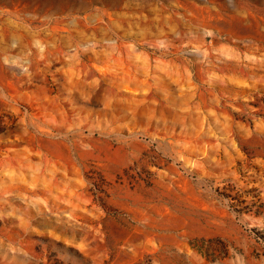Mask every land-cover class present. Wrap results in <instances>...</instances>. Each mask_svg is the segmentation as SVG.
<instances>
[{
    "label": "rangeland",
    "instance_id": "1",
    "mask_svg": "<svg viewBox=\"0 0 264 264\" xmlns=\"http://www.w3.org/2000/svg\"><path fill=\"white\" fill-rule=\"evenodd\" d=\"M0 264H264V0H0Z\"/></svg>",
    "mask_w": 264,
    "mask_h": 264
}]
</instances>
